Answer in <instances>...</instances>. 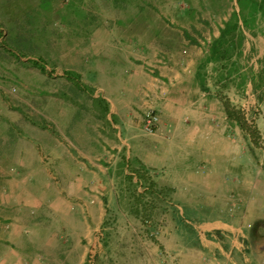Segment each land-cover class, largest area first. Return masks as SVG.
<instances>
[{
  "label": "rangeland",
  "instance_id": "374dc122",
  "mask_svg": "<svg viewBox=\"0 0 264 264\" xmlns=\"http://www.w3.org/2000/svg\"><path fill=\"white\" fill-rule=\"evenodd\" d=\"M128 65L184 79L160 175L111 150L158 132L108 113ZM211 220L264 264V0H0V264H215Z\"/></svg>",
  "mask_w": 264,
  "mask_h": 264
},
{
  "label": "crops",
  "instance_id": "0c3cea01",
  "mask_svg": "<svg viewBox=\"0 0 264 264\" xmlns=\"http://www.w3.org/2000/svg\"><path fill=\"white\" fill-rule=\"evenodd\" d=\"M129 69L131 72L134 68L131 65L126 66L124 69ZM130 75H136L133 86L126 91L121 92L122 96L125 95L129 100H118L116 95L113 97L112 102L108 106L109 112L113 113L115 106L112 103L122 105L130 110L132 117L136 118L135 113H141V119H137L135 124L133 121L124 125L134 129L140 128L143 116L146 111L153 110L162 116H167L180 104L178 98L181 89L180 83L184 80L183 77L174 71V69L166 68L165 66H156L155 70L144 71L142 67L135 68ZM129 75V76H130ZM173 90L176 96H170ZM179 108V107H177ZM135 114V115H134ZM143 115V116H142ZM161 116V117H162ZM131 124V125H129ZM118 129H123L122 126L117 125ZM135 134V132H134ZM135 138L124 139L120 144L111 146L112 153L123 156L122 162H125V167L131 169L134 167L136 170L137 164L142 171L153 172L160 175V169L167 170L170 168V156L164 152L168 142H163L160 145V123L159 129L155 136L150 138L140 137L141 135L135 134ZM134 135V136H135ZM165 141V139H164ZM136 146V149H134ZM114 147V148H112ZM111 156V155H110ZM129 163V165H127ZM132 173H127L129 175ZM196 236L197 246L205 255L209 256L211 260L216 261L215 264H242L248 259V250L245 242L246 234L240 229L220 220H211L206 222H192L191 228ZM245 234V235H244ZM225 261L224 263L222 261Z\"/></svg>",
  "mask_w": 264,
  "mask_h": 264
},
{
  "label": "built area",
  "instance_id": "2783aa9c",
  "mask_svg": "<svg viewBox=\"0 0 264 264\" xmlns=\"http://www.w3.org/2000/svg\"><path fill=\"white\" fill-rule=\"evenodd\" d=\"M159 116L153 110L145 112L142 120V130L147 134H153L158 131Z\"/></svg>",
  "mask_w": 264,
  "mask_h": 264
},
{
  "label": "trees",
  "instance_id": "16d2710c",
  "mask_svg": "<svg viewBox=\"0 0 264 264\" xmlns=\"http://www.w3.org/2000/svg\"><path fill=\"white\" fill-rule=\"evenodd\" d=\"M228 25H230V24H227L226 27L222 31H220L219 39L214 41V43L210 49L212 54H215L219 51L220 48H219L218 42L221 41L223 39V37L231 31V28Z\"/></svg>",
  "mask_w": 264,
  "mask_h": 264
}]
</instances>
